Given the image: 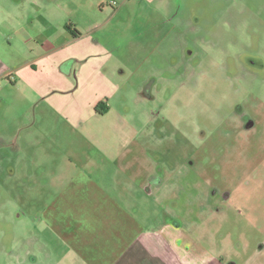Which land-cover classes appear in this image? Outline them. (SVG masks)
Segmentation results:
<instances>
[{
	"label": "crops",
	"instance_id": "0c3cea01",
	"mask_svg": "<svg viewBox=\"0 0 264 264\" xmlns=\"http://www.w3.org/2000/svg\"><path fill=\"white\" fill-rule=\"evenodd\" d=\"M90 1L0 0V107L22 109L0 143L20 137L10 145L45 159L15 175L43 200L30 224L31 254L42 249L46 264H264V218L253 219L260 234L252 245L238 243L241 227L231 242L228 227L207 223L227 207L251 221L262 211L248 201L254 191L238 200L209 185L200 209L188 202L189 217L178 216L177 161L157 160L140 138L150 131L149 105L162 100L166 49L150 60L129 33L100 32L127 0L112 10ZM245 121L233 124L248 130Z\"/></svg>",
	"mask_w": 264,
	"mask_h": 264
},
{
	"label": "rangeland",
	"instance_id": "374dc122",
	"mask_svg": "<svg viewBox=\"0 0 264 264\" xmlns=\"http://www.w3.org/2000/svg\"><path fill=\"white\" fill-rule=\"evenodd\" d=\"M98 1L110 10L120 2ZM154 6L167 16L154 14ZM100 32L129 33L131 47L148 51L150 60L156 49H166V62L158 57L162 100L147 107L150 131L140 138L158 151L157 160L177 161L181 218L189 217L188 202L193 211L200 209L199 197L209 185L230 190L234 198L254 191L248 201L262 211L251 221L227 207V216L218 213L207 222L228 227L231 242L236 229L243 228L238 243L249 240L252 245L260 234L251 228L253 219L264 218V0H127ZM21 111L13 104L0 107V130L12 134L9 124ZM236 117L252 127L241 130L238 122L233 124ZM5 138L7 143H0V264H35V257L46 264L42 249L36 256L30 250V224L43 200L15 176L18 166L26 173L30 161L43 159L37 151L18 152L10 145L9 140L20 137ZM202 251L198 246V256Z\"/></svg>",
	"mask_w": 264,
	"mask_h": 264
},
{
	"label": "trees",
	"instance_id": "16d2710c",
	"mask_svg": "<svg viewBox=\"0 0 264 264\" xmlns=\"http://www.w3.org/2000/svg\"><path fill=\"white\" fill-rule=\"evenodd\" d=\"M101 104L102 103H99V104H97L96 106H95V111L97 112V113H101L105 108L104 107H101Z\"/></svg>",
	"mask_w": 264,
	"mask_h": 264
}]
</instances>
